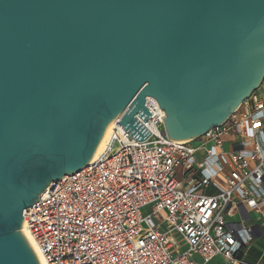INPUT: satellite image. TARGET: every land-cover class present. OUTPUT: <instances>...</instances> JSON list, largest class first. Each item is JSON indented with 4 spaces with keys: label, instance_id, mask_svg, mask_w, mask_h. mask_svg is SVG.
<instances>
[{
    "label": "water",
    "instance_id": "water-1",
    "mask_svg": "<svg viewBox=\"0 0 264 264\" xmlns=\"http://www.w3.org/2000/svg\"><path fill=\"white\" fill-rule=\"evenodd\" d=\"M264 78V0H0V264H38L23 210L88 163L107 124L164 111L172 141L221 124Z\"/></svg>",
    "mask_w": 264,
    "mask_h": 264
},
{
    "label": "built area",
    "instance_id": "built-area-1",
    "mask_svg": "<svg viewBox=\"0 0 264 264\" xmlns=\"http://www.w3.org/2000/svg\"><path fill=\"white\" fill-rule=\"evenodd\" d=\"M257 90L221 124L179 142L167 136L154 98L146 96L147 119L134 116L150 132L142 140L119 124L125 108L102 152L50 180L23 210L45 263L206 264L220 256L251 264L239 255L254 231L232 216L264 207V96Z\"/></svg>",
    "mask_w": 264,
    "mask_h": 264
},
{
    "label": "crops",
    "instance_id": "crops-1",
    "mask_svg": "<svg viewBox=\"0 0 264 264\" xmlns=\"http://www.w3.org/2000/svg\"><path fill=\"white\" fill-rule=\"evenodd\" d=\"M264 96V83L262 82L257 90ZM264 207L262 214H256L248 211H236L232 219L236 221L242 220L244 225L252 227L254 231L253 239L248 246L244 247L240 252V257L251 264H264ZM253 248L255 249L253 251ZM206 264H229L224 257H215Z\"/></svg>",
    "mask_w": 264,
    "mask_h": 264
},
{
    "label": "bare ground",
    "instance_id": "bare-ground-1",
    "mask_svg": "<svg viewBox=\"0 0 264 264\" xmlns=\"http://www.w3.org/2000/svg\"><path fill=\"white\" fill-rule=\"evenodd\" d=\"M113 122H114V119L111 120L107 124V126H106V128H105V130H104V132H103V134H102V136L100 138V141H99V143H98V145H97V147L95 149V152H94L91 160L95 159L96 156L98 154H100L102 152V150L104 149V147L106 145V142L108 141L110 133L112 131ZM20 233H21L22 237L25 239V241L27 242V244L30 247V249L32 250V252H33L38 264H46L44 259H43V257H42V255L38 251L34 241L32 240L29 232L27 231V229L25 228L23 223H22L21 228H20Z\"/></svg>",
    "mask_w": 264,
    "mask_h": 264
},
{
    "label": "rangeland",
    "instance_id": "rangeland-1",
    "mask_svg": "<svg viewBox=\"0 0 264 264\" xmlns=\"http://www.w3.org/2000/svg\"><path fill=\"white\" fill-rule=\"evenodd\" d=\"M219 181L221 182V183H223V181L221 180V179H219ZM263 213H264V211H263ZM175 235V234H174ZM176 237H177V235H175ZM255 249L253 248V251H254Z\"/></svg>",
    "mask_w": 264,
    "mask_h": 264
}]
</instances>
